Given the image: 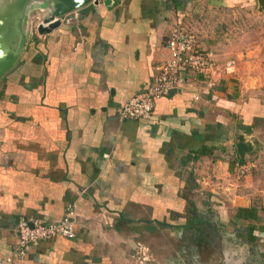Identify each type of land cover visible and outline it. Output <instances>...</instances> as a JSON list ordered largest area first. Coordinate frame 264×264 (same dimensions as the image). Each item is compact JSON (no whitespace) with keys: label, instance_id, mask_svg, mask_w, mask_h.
I'll return each instance as SVG.
<instances>
[{"label":"crops","instance_id":"crops-1","mask_svg":"<svg viewBox=\"0 0 264 264\" xmlns=\"http://www.w3.org/2000/svg\"><path fill=\"white\" fill-rule=\"evenodd\" d=\"M44 1L51 12L71 9L48 33L27 31L0 76V259L15 247L20 219L53 224L73 204V239L40 241L9 264H138L140 240L160 254L165 229L186 228L169 219L188 210L193 185L211 198L230 190L244 127L264 154V100L229 75L264 73V0H119L110 9L36 0L29 8ZM174 24L200 49L238 60L219 79L179 74L148 120L120 118L168 57ZM202 145L211 152L194 158Z\"/></svg>","mask_w":264,"mask_h":264},{"label":"rangeland","instance_id":"rangeland-1","mask_svg":"<svg viewBox=\"0 0 264 264\" xmlns=\"http://www.w3.org/2000/svg\"><path fill=\"white\" fill-rule=\"evenodd\" d=\"M3 2L7 3L8 1L0 0V10H2ZM26 12L28 16L26 19L30 21L29 25L27 22V31L35 33L32 25L42 18V14L32 8L27 9ZM225 59L236 61L238 57L219 58L218 60L221 62ZM231 67L224 74H229ZM229 75L234 76L231 81L235 85L246 89V96L250 97L249 93L255 90L253 95L264 100V73H241L238 71ZM257 91L259 93H256ZM257 131H264V121L260 123ZM245 138L251 141L253 148L242 156L243 162L241 163L249 162L253 164V167L244 176L237 175L233 168V160L231 167L233 177L236 179L233 178L234 180L229 181L230 190L216 198H211L207 191L201 188L198 190L193 185L192 188L195 191L187 199L188 210L185 209L182 215L172 213L169 219L170 222L184 223L186 228L182 231L177 227L165 229L161 245L164 246L163 250L160 249L161 253L156 254L151 252L148 247L149 260L144 263L153 261V264H204L203 259L207 258L208 260L214 259L215 264H264V229L253 231L252 234L256 237L255 241L247 242V224L233 218L237 207H247L253 204L259 208L260 215V220L255 223L264 226V154L257 153L258 148H255L251 133L245 135ZM256 139L259 140V138ZM257 143L259 142L257 141ZM225 147L228 148V145ZM199 171H194L191 178L194 180L199 178ZM189 182L191 184L193 180ZM261 207L263 210H260ZM188 224L191 225V230H188ZM140 242L138 244L145 246L144 240H140ZM197 245L200 246L201 257L194 258L193 256H197ZM135 250H133V258L138 263L136 260L138 255L135 254ZM156 260L157 262H155Z\"/></svg>","mask_w":264,"mask_h":264},{"label":"built area","instance_id":"built-area-1","mask_svg":"<svg viewBox=\"0 0 264 264\" xmlns=\"http://www.w3.org/2000/svg\"><path fill=\"white\" fill-rule=\"evenodd\" d=\"M39 21L32 25L35 33V25ZM27 22L29 25L30 21ZM165 47L168 57L158 64L151 80L144 85L143 89L120 107L118 111L120 118L129 121L148 120L151 117L154 102L176 89L177 77L181 73L200 74L210 79L213 77L219 79L233 64V61L229 59L220 62L213 52L200 49L194 34L180 24H174L169 30ZM193 98L197 97L193 96ZM103 156L106 157L105 154ZM252 167V163L243 164L234 159L233 168L237 175L244 176ZM75 215V206L70 204L65 206L63 217L53 224L20 219L14 231L16 245L6 257L0 259V264H9L13 259L22 260L26 256V250L40 241L73 239L76 227ZM136 247L135 254L138 255L136 260L143 264L149 260L147 254L149 249L141 244H137Z\"/></svg>","mask_w":264,"mask_h":264},{"label":"water","instance_id":"water-1","mask_svg":"<svg viewBox=\"0 0 264 264\" xmlns=\"http://www.w3.org/2000/svg\"><path fill=\"white\" fill-rule=\"evenodd\" d=\"M7 1V3L3 2L1 4V7H3L0 10V76L10 69L17 59L28 30L26 10L29 9L30 3L36 0ZM99 1L106 9H110L119 0H83V3L93 2V4H97ZM48 6L45 1L37 6L38 11L42 12V18L35 25L38 34L48 33L55 28L59 23L60 16L71 9L68 8L60 12H51L47 10ZM44 10L46 11L45 13ZM241 132V135H238L234 140V150L240 159L246 152H250L253 148L251 141L245 138V135L251 133L250 127H244Z\"/></svg>","mask_w":264,"mask_h":264},{"label":"trees","instance_id":"trees-1","mask_svg":"<svg viewBox=\"0 0 264 264\" xmlns=\"http://www.w3.org/2000/svg\"><path fill=\"white\" fill-rule=\"evenodd\" d=\"M210 152H211V148L202 145L199 148L193 150V157L197 158L199 156L206 155L207 153H210ZM235 160H237L240 163L243 162V160L240 159L237 155L235 157ZM261 209L263 210V207H261L260 210ZM233 218L238 221H243L247 224L246 225L247 242L255 241L256 237L252 234L253 231L255 230L261 231V229H264L263 228L264 226H260L255 223V221L260 220V215H259V208L253 204L248 205L247 207H237L235 209Z\"/></svg>","mask_w":264,"mask_h":264},{"label":"flooded vegetation","instance_id":"flooded-vegetation-1","mask_svg":"<svg viewBox=\"0 0 264 264\" xmlns=\"http://www.w3.org/2000/svg\"><path fill=\"white\" fill-rule=\"evenodd\" d=\"M194 258L195 257H201V255L198 253L197 256H193ZM193 259V258H192ZM214 259H210L208 260L207 258L206 259H203L204 261V264H215V261H213ZM199 261H202V260H199Z\"/></svg>","mask_w":264,"mask_h":264}]
</instances>
